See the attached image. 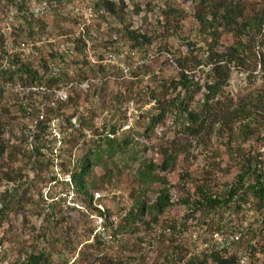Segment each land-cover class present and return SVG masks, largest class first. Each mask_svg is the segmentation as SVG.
<instances>
[{"label": "rangeland", "instance_id": "rangeland-1", "mask_svg": "<svg viewBox=\"0 0 264 264\" xmlns=\"http://www.w3.org/2000/svg\"><path fill=\"white\" fill-rule=\"evenodd\" d=\"M127 1L125 23L147 41L133 45L119 21L95 18L87 26L91 50L73 58L64 36L69 38L76 26L69 28V11L61 9L39 35L37 47L59 51L48 66L69 71L67 83L53 88L19 78L0 80V142L12 153L0 164L19 172L16 181L0 183V193L17 189L26 201L0 228L3 256L13 264L39 253L48 255L49 264L73 258V264H185L190 259L217 264L215 257L221 254L234 255L232 264H264V206L251 191L241 204L234 200L215 209L202 203L204 194H226L250 164L264 173V106H253L250 132L243 133L240 123L232 136L227 129L184 131L189 124L185 108L203 115L224 105L256 104L264 87L262 65L254 55L248 66L232 63L224 95L208 107L204 93L211 37L198 20L200 0ZM238 1L248 3L247 9L264 7V0ZM61 54L64 60L58 59ZM181 65L190 67L195 82L190 91L174 85ZM166 105L165 118L154 124L153 115ZM52 106L56 114L48 117ZM211 115L209 120L214 119ZM113 130L121 146L98 158L91 152L86 190H78L69 177L77 159ZM166 152L177 155L175 166L154 173L167 182L172 205L156 218L149 208L144 219L151 217L154 224L141 228L140 215L134 220L122 214L135 208L137 200L151 206L160 184L141 173L151 159L160 160ZM246 177L248 184L252 176ZM96 215L104 216L112 236L107 248L92 238ZM113 216L119 219L117 229Z\"/></svg>", "mask_w": 264, "mask_h": 264}, {"label": "trees", "instance_id": "trees-1", "mask_svg": "<svg viewBox=\"0 0 264 264\" xmlns=\"http://www.w3.org/2000/svg\"><path fill=\"white\" fill-rule=\"evenodd\" d=\"M94 3L96 7H102L106 12V14H100L98 18L112 17L119 21L120 28L123 27L127 40L133 45L142 44L143 40L147 41L148 38L145 34L139 33L136 29L132 28L131 24L125 23L127 9L125 0H95ZM31 5L32 2L29 0H0V61L2 62L7 59L11 64V66L8 67H4L0 64V80L4 82L12 80V82H14V80H18L17 78H19L23 81L29 80V82H32L34 85L48 84V86H53V88L60 87L62 83H67V78L70 76L69 71L64 68L51 71V67L48 66L50 59L58 56V50L48 49L43 52L40 50L39 53L32 56L17 49L11 51L21 43L33 41L35 37L43 35L42 32L52 25L53 16L49 19L36 18L30 13ZM247 5L248 3L238 0H200V6L197 8L198 20L204 30H209L207 34L211 37L207 41V45L209 46L207 61L211 64V67L209 79L205 83L206 93H204V101L208 107L212 106V102L214 103L216 101L214 100L215 98L224 95V88L228 85L231 76L232 63L240 66H248L253 60L251 56L254 55L258 58V62L262 65V69L264 70V7H258L256 5L251 9H247ZM14 7L17 8L16 14L12 16L13 22L11 23V29L8 30L7 27H5V23L6 21L8 22V14ZM65 21L68 22L69 28L74 29L79 22V16H66ZM60 36L64 35L61 34ZM64 38H66L65 44L69 45V42L74 43L73 53L75 54L73 58H77L81 53L87 56L84 50L85 40L82 34L75 36L72 32L69 38L65 36ZM72 39L74 41H72ZM257 46L261 48L259 53H256ZM64 57L65 55L61 54L58 59L64 60ZM199 65L200 63H197L195 66ZM181 68L180 79L174 82V85L176 88L181 86L183 90L190 91L193 83H195L188 74L190 67L188 65H181ZM86 74L87 72L82 73L83 79L87 78ZM17 84L21 85L20 82ZM2 86L3 85L0 84V88ZM262 89L263 93L258 96L256 104L254 105L245 101L234 103L229 106L223 104L225 107H219V111H214V113H212V110H209V112L205 110V114L203 113V115L185 108L184 111L187 112L189 124L185 125L184 131H186L187 134H198L202 131L209 132L211 129L223 131L227 129L228 134L232 136L238 128V123H240V129H243V133L250 132L251 126L247 121L253 114V108L264 106V87ZM3 100L4 97L2 96L1 88L0 104ZM215 104L221 103L217 101ZM168 106L169 105H166L159 113L153 115L152 120L154 124L165 118ZM47 110L46 116L48 117L54 112L56 114L55 106ZM210 115L213 116L214 119L209 120L207 116ZM2 125L1 120L0 126ZM113 132L116 131L113 130ZM120 142L121 141L115 138V136H108L105 140L98 141L94 145L95 147L91 148L89 152L86 151L81 153L71 175L78 190H86V177L93 168V158L90 155L91 152L94 153L96 158L102 156L105 152H116L121 146ZM10 156L12 158V153L8 151L7 145L3 144L1 141L0 163L7 160ZM176 162L177 155L167 152L162 155L160 160L153 158L148 162L145 167L146 170L141 174L144 178L146 176L150 177L148 181L160 184L157 195L149 207L143 199L141 201L137 200V206L135 205V208L129 210L126 217L127 219L133 215L132 219L136 220L138 215H140L143 218L141 222L144 223V225H140V227L144 228L143 226L147 227L151 225V223L154 224L151 220L155 219L151 217H149L148 220L144 219L149 208L153 210L152 214L156 218L159 214L171 207L172 201L167 182L154 172L156 169L167 170L172 168L175 166ZM253 171H256V173H252ZM17 172V169H14V167L5 168L0 164V183L4 180L9 182L16 181L19 174V172ZM250 175L252 176L250 183L245 184L246 176ZM241 190H243V194H240ZM247 191H251L261 202V205L264 206V173H258V170H253L252 164L248 165L243 173L238 176V182L233 185L226 194L223 196L218 194L215 196L213 194H204L202 203L206 207L215 209L227 205L234 200L238 201L237 204H241V201L244 200L243 196H245ZM92 200L93 197L91 196L90 202ZM25 202L23 192L17 191V189H12L11 191L6 190L0 193V228L4 222L10 221L12 212L19 213L23 210L22 208ZM2 241L3 237L0 238V244ZM47 257L48 255L44 253L31 254L27 259L15 264H49V258ZM215 258L217 264H232L236 259L234 255L231 257H224V255L221 254H217ZM203 263L204 262L196 263L195 260L190 259L185 264ZM148 264L164 263L161 261H152Z\"/></svg>", "mask_w": 264, "mask_h": 264}, {"label": "built area", "instance_id": "built-area-1", "mask_svg": "<svg viewBox=\"0 0 264 264\" xmlns=\"http://www.w3.org/2000/svg\"><path fill=\"white\" fill-rule=\"evenodd\" d=\"M32 2L30 13L36 18H44L49 19L52 17V15L61 9H67L69 12L66 14L67 16H79V22L76 24V32H74L75 36H79L82 34L84 40H85V52H89L91 50V43L89 39H87V26L94 21V19L98 18L100 14H106L105 10L102 7H96V4L94 3L95 0H70V1H59V0H29ZM125 3L127 5V8L130 6L128 1L125 0ZM70 8V9H69ZM17 8H12V10L8 14V22L6 21L5 27H7L8 30L11 29V23L13 22L12 16L16 14ZM40 39L38 36L35 37V40L21 43L19 46L15 47V49L11 51L20 50L23 53H29V54H36L39 53V47H37V43ZM72 41H74L72 39ZM11 43V41H10ZM73 42H69L68 53H73ZM32 46V48L30 47ZM30 47V48H29ZM67 53V52H66ZM4 67L11 66L9 60H4L3 63ZM13 66V65H12ZM21 86L20 84H18ZM115 132L109 134V136L114 137ZM70 180L72 179L71 176ZM130 210V209H129ZM129 210L123 211V217L127 216ZM96 223H95V229L94 233L92 234L93 239H97L100 241L101 246L104 248L109 247V245L112 243L111 239L112 236L107 234L108 230L105 224L104 216L96 215ZM112 225L115 229L118 228V222L119 219L116 216H113L112 219ZM244 261V259H241ZM76 261V258H73L70 260L67 264H73ZM0 264H13V262L8 258L3 256V245L0 244Z\"/></svg>", "mask_w": 264, "mask_h": 264}, {"label": "crops", "instance_id": "crops-1", "mask_svg": "<svg viewBox=\"0 0 264 264\" xmlns=\"http://www.w3.org/2000/svg\"><path fill=\"white\" fill-rule=\"evenodd\" d=\"M56 257V256H55ZM65 261H62V263H64ZM68 263V262H67ZM67 263H65V264H67Z\"/></svg>", "mask_w": 264, "mask_h": 264}]
</instances>
